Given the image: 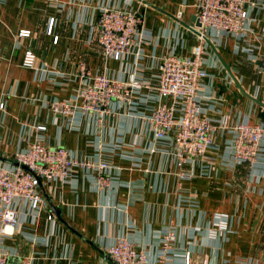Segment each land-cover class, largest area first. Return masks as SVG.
I'll list each match as a JSON object with an SVG mask.
<instances>
[{
    "label": "crops",
    "instance_id": "0c3cea01",
    "mask_svg": "<svg viewBox=\"0 0 264 264\" xmlns=\"http://www.w3.org/2000/svg\"><path fill=\"white\" fill-rule=\"evenodd\" d=\"M249 1L247 32L207 33L208 76L201 95L220 128L206 157L186 168L190 179L179 181L170 146H156L143 117L158 102L155 87L163 57H189L198 44V36L186 28L196 17V0H0V166L13 165L18 153L41 141L108 161L104 174L118 188L116 193L99 189L93 174L78 172L64 183L44 184L46 207L40 213L16 203L14 234L5 239L14 261L114 264L105 251L124 237L155 264L159 231L170 227L177 236L172 264H184L186 253L190 264H264L262 165L228 169L224 155L229 134L223 127L239 120L264 123V77L256 73L264 56V0ZM107 6L130 10L141 20L140 50L132 49L122 63L104 58L97 43V21ZM50 19L55 22L49 35ZM20 31H29V37L20 38ZM253 45L260 47L255 56L245 51ZM27 50L36 56L34 69L22 67ZM85 73L122 81L134 74L147 87L132 93L134 112L121 107L101 127L95 116L79 118L70 127L43 100H71ZM38 126L45 131H37ZM216 213L229 217L222 240L208 235Z\"/></svg>",
    "mask_w": 264,
    "mask_h": 264
},
{
    "label": "built area",
    "instance_id": "2783aa9c",
    "mask_svg": "<svg viewBox=\"0 0 264 264\" xmlns=\"http://www.w3.org/2000/svg\"><path fill=\"white\" fill-rule=\"evenodd\" d=\"M249 0H196V18L201 25L195 28L200 34L198 44L193 47L189 57L166 55L158 68L155 87L158 102L145 118L153 133L156 146L159 143L170 146L168 151L176 169L179 181L190 179L187 171L190 165L206 157L213 146L218 125L210 117V109L203 105V82L207 78L204 69V43L208 31L217 34L240 35L247 32ZM55 20L50 19L47 33L50 35ZM97 43L104 58L123 62L132 49L139 51L143 39L140 18L132 11L114 7L101 9L97 21ZM29 31H20V38H28ZM58 37H54V43ZM247 54H259L260 47L245 48ZM137 55V54H136ZM36 56L31 50L24 53L22 67L34 69ZM256 73L264 77V56ZM76 91L71 100H43L44 106L56 116L64 117L70 127L79 118L95 116L101 127L105 120L114 116V109L127 107L134 112L131 103L132 93L147 87L137 75L131 74L127 81L113 79L109 74L89 76ZM169 99L170 102H164ZM117 102V105L113 103ZM4 104H0V110ZM37 131H45L38 126ZM229 134L225 143V167L234 169L248 165L257 169L261 164L264 173V123L250 124L239 120L230 127H223ZM41 140V139H40ZM167 141V144H166ZM161 146V145H160ZM100 151V146L98 147ZM153 151V150H152ZM19 166H0V264H33L32 257L14 261L5 239L13 236L17 212L15 204L20 202L35 214L46 207L44 184L64 183L74 173L93 174V182L99 189H112V178L104 172L110 168L108 161L79 157L75 152L61 146L48 147L41 141L30 144L27 149L15 156ZM20 166H25L26 169ZM214 227L208 231L209 237L222 240L227 235L229 217L216 213ZM53 214L47 216L53 220ZM177 242L175 231L170 227L159 231V250L155 264H172L173 246ZM106 254L114 264H151L143 252L136 251L127 238H119L106 249ZM184 264H190V253H186Z\"/></svg>",
    "mask_w": 264,
    "mask_h": 264
},
{
    "label": "water",
    "instance_id": "95a60500",
    "mask_svg": "<svg viewBox=\"0 0 264 264\" xmlns=\"http://www.w3.org/2000/svg\"><path fill=\"white\" fill-rule=\"evenodd\" d=\"M200 27H201V25L199 23V20L195 16L191 19L190 24L186 25V28L188 30H190L191 32H193L196 36H199L200 33L198 31H196L195 28H200ZM258 65H262V64L260 62H258ZM13 165L14 166H19L18 163H16V162H14ZM20 167L23 168V169H26L25 166H20ZM51 210L56 215V217L59 220H61L60 212L57 209H55L54 207H51Z\"/></svg>",
    "mask_w": 264,
    "mask_h": 264
},
{
    "label": "rangeland",
    "instance_id": "374dc122",
    "mask_svg": "<svg viewBox=\"0 0 264 264\" xmlns=\"http://www.w3.org/2000/svg\"><path fill=\"white\" fill-rule=\"evenodd\" d=\"M5 166V165H4Z\"/></svg>",
    "mask_w": 264,
    "mask_h": 264
}]
</instances>
